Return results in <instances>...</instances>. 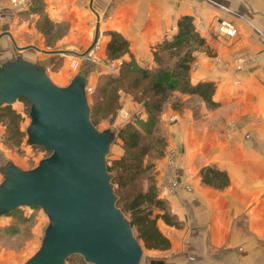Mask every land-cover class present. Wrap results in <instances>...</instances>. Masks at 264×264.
I'll return each mask as SVG.
<instances>
[{"label":"crops","instance_id":"0c3cea01","mask_svg":"<svg viewBox=\"0 0 264 264\" xmlns=\"http://www.w3.org/2000/svg\"><path fill=\"white\" fill-rule=\"evenodd\" d=\"M41 1L53 24H69V32L64 37L66 47L45 49L40 40L25 46L16 43L15 47L8 42L0 46V68L7 63L20 62L44 71L50 82L59 87H67L79 73L85 74L88 84L95 65L82 64L69 83L61 84L49 74L47 61L51 65L56 56L66 53L53 51L86 52L92 46L97 24L104 44L110 37L102 33L117 31L129 41L135 59L151 67L155 45L174 33L182 15L193 17L196 29L217 49L214 52L220 62L204 52L198 58L199 66L191 70V80L193 83L214 81L213 98L219 106L211 110L202 103L196 124L189 111H183L181 116L172 110L169 129L182 130L187 168L196 164L200 171L213 165L227 172L229 184L218 188L204 183L198 174L180 180L181 194L176 200L182 215H187L188 225L181 230L167 225L168 233L162 231L171 241L172 252L191 249L188 263L264 264V0ZM0 12L4 19V13L12 17L7 10ZM220 19L232 21L239 28V34L226 43L228 46L218 44L215 36V22ZM27 24V20H22L20 28ZM29 31L36 33L34 24ZM13 33H21V30L13 29L11 33L5 28L0 38L7 34L13 39ZM241 47L250 48L256 59L249 67L237 71L231 55ZM81 49L82 52L77 51ZM37 53L47 57L42 58ZM29 54L37 58L31 60ZM191 130H198L197 144L192 142ZM6 166L0 165V186L6 180Z\"/></svg>","mask_w":264,"mask_h":264},{"label":"rangeland","instance_id":"374dc122","mask_svg":"<svg viewBox=\"0 0 264 264\" xmlns=\"http://www.w3.org/2000/svg\"><path fill=\"white\" fill-rule=\"evenodd\" d=\"M209 1L213 2V0ZM1 10H7L8 15L10 14L12 17H7L5 15L6 13L3 14L6 17L5 19L0 16V34L5 28L11 33L13 29L21 30V33H13V37L15 38L13 39L17 41L15 42L19 46H25L28 43L33 44L34 41L37 42L40 40L45 49L66 47L64 37L69 32V24L55 25L49 21L45 14V6L42 1L36 3L34 0H29L27 6L15 8L11 0H0V11ZM22 20H27L29 22L27 27L20 28ZM220 20L215 22L217 28ZM32 24H34L36 33L29 31ZM235 25L238 28V25ZM176 28L177 25L175 31ZM217 30L215 29V36L218 40V44L228 46L226 43L232 38L225 37ZM102 34L109 35L108 31ZM238 34L239 28L237 35ZM109 37L111 36L109 35ZM13 39H10L7 34H3L0 38V46L9 42L15 47ZM102 39L101 33H99L96 45L84 56L61 54L55 57L53 64L50 65L51 62L47 61V64L50 66L48 68L49 74L56 82L61 84L69 83L71 78L78 73L82 64L86 62L94 64L95 71L89 78L88 84L86 83L84 87L85 99L86 101L88 100L91 105H95L97 92L103 83V78L106 76H118L121 73V64L119 62L122 58L110 59L107 53V44H104ZM72 49L76 50L74 48ZM77 51L82 52V49ZM214 51L217 52V49L211 47L209 44L206 48L197 51L191 70L199 66L200 63L198 58L203 56L204 52L212 55L215 61L220 62L219 55L215 54ZM37 54V56L42 58L47 57L42 53ZM28 56L31 60L37 58L31 54ZM127 56L128 55H126L125 58ZM236 57L243 62L241 68L238 67L239 60L237 61ZM255 59V53L248 47H241L235 50L231 55L232 65L237 71L249 67L255 62ZM112 64H119L117 70L110 71V66ZM129 80L124 83V86L132 84V80ZM202 103L203 102L196 99L194 100L187 94H183L179 91L173 92L164 105V110L158 125L159 130H157V134L164 137V145L163 147L160 146V149L149 151L144 159V162L151 166L150 170H148L146 176L144 175L138 178L137 181L132 182L125 188H121L118 185L120 194L127 197V200L130 189L135 190L134 193L140 189L145 190L148 188L151 181H153L157 187L158 197L166 201L167 209L174 215L175 222L179 224L178 227H173L180 230L188 225L187 215H182L180 204L176 200V196L181 194L180 180L186 179L187 176L189 177L188 179H191L190 177L192 175L195 176L198 174V176H200V171H198V165L196 164L194 167L189 168L185 166L187 149H183L185 144L181 136L182 130H170L169 123L173 120L171 114L172 110H174L181 113V116L183 115V111H189L192 117L195 118L194 123L196 124L198 114H200L202 109ZM8 105L9 106L0 108V165L6 164L8 166V163H10L22 171L39 168L43 161L52 154V151L37 143L35 131L30 128L32 124V116L29 112L31 105L30 101L25 98H20L18 102ZM117 106L118 108L115 112H110L109 108H99L95 114L97 124L93 131L96 135H102L105 139L104 157L108 166L113 165L115 160H120L126 152L124 141L118 135L115 137V134L121 131V128L127 123L133 122L134 125L139 126L136 120L141 121L147 118V112L143 102L136 100L135 95H133L130 90H121L120 88ZM176 118L178 119V116H176ZM11 122L14 123L15 128L13 125L9 124ZM197 131L198 130L190 131V133L193 134L192 142L194 144H197ZM224 131L228 133L231 130ZM150 176L151 180H149ZM126 200H124L123 203ZM161 211L162 210L159 208H153V214ZM53 223H55L53 217L41 207L26 205L19 207V209L11 215L1 214L0 264H24L40 250L43 245L45 232L52 227ZM158 225L161 230L168 233L167 230L169 228L167 224L159 220ZM142 248L143 255L140 264H152L153 261H163L164 264H197L196 261L188 263L190 258L189 252L191 251L188 247L181 252H172L173 249L171 248L168 250H153L145 248L144 246ZM65 264L72 263L66 261Z\"/></svg>","mask_w":264,"mask_h":264},{"label":"water","instance_id":"95a60500","mask_svg":"<svg viewBox=\"0 0 264 264\" xmlns=\"http://www.w3.org/2000/svg\"><path fill=\"white\" fill-rule=\"evenodd\" d=\"M98 36L97 24L86 52H53L84 56ZM39 70L20 62L0 68V106L20 96L30 98V128L39 145L53 150L39 168L22 171L6 166V180L0 186V215L17 206L40 205L55 221L40 250L25 264H65L75 253L94 264H140L143 248L116 205L104 157L105 139L93 131L85 74L59 87Z\"/></svg>","mask_w":264,"mask_h":264},{"label":"trees","instance_id":"16d2710c","mask_svg":"<svg viewBox=\"0 0 264 264\" xmlns=\"http://www.w3.org/2000/svg\"><path fill=\"white\" fill-rule=\"evenodd\" d=\"M34 1L41 2V0ZM108 34L111 37L107 43V53L110 59L122 58L121 73L118 76L103 78V83L97 92L95 105L89 104L90 119L96 126L97 109L109 108L110 112L117 110L120 88L121 90H130L136 100L143 102L147 118L141 121L136 120L139 126L129 122L115 134V137L118 135L124 141L126 152L120 160H115L113 165L108 166V171L114 186L116 205L123 212L133 235L141 246L153 250H168L171 247V241L159 228L158 221L162 220L169 226L178 227L179 224L175 222L174 215L167 209L166 201L158 197L155 183L151 181L147 189H140L135 193V190L130 189L127 200V197L120 194L118 188L119 186L127 187L138 178L146 176L150 170L151 166L147 165L144 159L149 151H155L164 145V137L159 136L157 130H159L158 125L164 105L173 92L179 91L187 94L194 100L205 103L209 109L219 106V103L213 98L216 92L214 81L193 83L191 80V67L196 58L195 53L206 48L208 43L196 29L193 17L184 14L177 21L176 31L155 45L153 49L154 64L147 67L138 63L130 52L129 41L119 32L108 31ZM126 55L128 58H125ZM129 79L132 80V84L124 86V83ZM20 98L30 101L31 110V99L27 96H20ZM8 104L11 103L3 104L0 108L9 106ZM9 124L15 128L13 122ZM47 149L53 152L52 149ZM200 176L204 183L218 188H224L229 184L227 172L213 165L203 167L200 170ZM149 180H151V176ZM124 200L126 201L123 203ZM29 206L43 208L40 205ZM19 207L21 206L11 209L5 215L15 213ZM153 208H159L162 211L153 214ZM66 261H70L72 264H94L88 262L78 253L70 255Z\"/></svg>","mask_w":264,"mask_h":264},{"label":"built area","instance_id":"2783aa9c","mask_svg":"<svg viewBox=\"0 0 264 264\" xmlns=\"http://www.w3.org/2000/svg\"><path fill=\"white\" fill-rule=\"evenodd\" d=\"M28 1L29 0H11V3L12 5L15 7V8H22V7H25L27 6L28 4ZM218 32L222 35H224L225 37H231V38H234L236 37L237 33H238V28L237 26L232 22V21H229V20H224V19H221L219 21V24H218ZM96 45V44H95ZM94 48V47H93ZM92 50V49H91ZM252 59H253V56L251 55ZM236 60L238 61V67L241 68L242 67V61L236 57ZM120 64L122 63V60H120L119 62ZM119 67V64L115 65V64H112L110 66V71H115L117 70V68Z\"/></svg>","mask_w":264,"mask_h":264}]
</instances>
